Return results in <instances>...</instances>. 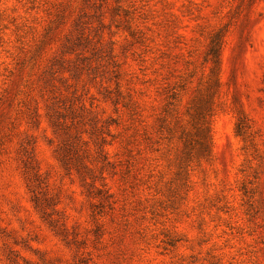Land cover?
Instances as JSON below:
<instances>
[{
    "label": "rangeland",
    "instance_id": "obj_1",
    "mask_svg": "<svg viewBox=\"0 0 264 264\" xmlns=\"http://www.w3.org/2000/svg\"><path fill=\"white\" fill-rule=\"evenodd\" d=\"M0 264H264V0H0Z\"/></svg>",
    "mask_w": 264,
    "mask_h": 264
},
{
    "label": "trees",
    "instance_id": "obj_2",
    "mask_svg": "<svg viewBox=\"0 0 264 264\" xmlns=\"http://www.w3.org/2000/svg\"><path fill=\"white\" fill-rule=\"evenodd\" d=\"M212 62L214 63L215 69L218 68L220 63V43H215L211 48ZM202 149L205 150L206 153L210 150V140H207L201 145Z\"/></svg>",
    "mask_w": 264,
    "mask_h": 264
}]
</instances>
